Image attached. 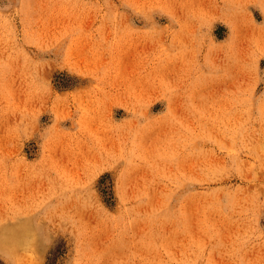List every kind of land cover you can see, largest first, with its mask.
I'll return each mask as SVG.
<instances>
[{"label": "rangeland", "instance_id": "374dc122", "mask_svg": "<svg viewBox=\"0 0 264 264\" xmlns=\"http://www.w3.org/2000/svg\"><path fill=\"white\" fill-rule=\"evenodd\" d=\"M0 264H264V0H0Z\"/></svg>", "mask_w": 264, "mask_h": 264}, {"label": "bare ground", "instance_id": "6f19581e", "mask_svg": "<svg viewBox=\"0 0 264 264\" xmlns=\"http://www.w3.org/2000/svg\"><path fill=\"white\" fill-rule=\"evenodd\" d=\"M145 81V80H144ZM115 142V141H114ZM103 144V143H102ZM9 225V223H8ZM5 230V229H4ZM9 230V229H8ZM7 231V230H6ZM25 230L20 227V228H16V229H11V231H7V234L5 235V237L2 239V243H5V240L7 238H9V243L8 244H12V246H16V244L18 245L19 243H21L22 241L24 242V240L26 239L27 235H25Z\"/></svg>", "mask_w": 264, "mask_h": 264}]
</instances>
